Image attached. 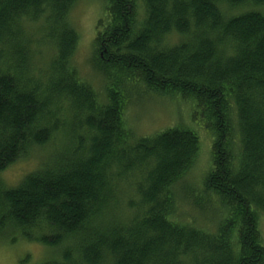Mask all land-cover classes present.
Here are the masks:
<instances>
[{
	"label": "trees",
	"instance_id": "obj_1",
	"mask_svg": "<svg viewBox=\"0 0 264 264\" xmlns=\"http://www.w3.org/2000/svg\"><path fill=\"white\" fill-rule=\"evenodd\" d=\"M100 1L102 94L72 65L80 0H0V175L32 148L62 146L18 186L0 180V233L59 250L42 264H264V0ZM23 22L42 25L46 69ZM172 35L181 42L161 49ZM137 88L199 111L213 136L200 189L186 182L197 133L137 135Z\"/></svg>",
	"mask_w": 264,
	"mask_h": 264
},
{
	"label": "rangeland",
	"instance_id": "obj_2",
	"mask_svg": "<svg viewBox=\"0 0 264 264\" xmlns=\"http://www.w3.org/2000/svg\"><path fill=\"white\" fill-rule=\"evenodd\" d=\"M102 9L103 6L100 0H80L70 16L71 23L80 35L72 65L79 72L80 78L90 83L98 94H102L103 88L100 79H97L94 75L93 44L97 38V26L102 16ZM238 13H242V9L231 11V14H228L232 16ZM41 26L40 24L31 25L23 22L22 37H24V40H31L30 44H26V47L30 50L33 66L46 69L53 53L52 47L45 46L42 42L37 43L40 36L36 34ZM181 40L182 37L178 35L169 36L162 42L161 49L175 47ZM128 89L132 90L131 88ZM133 92V100L128 106L127 118L130 127L135 130L137 135L152 136L175 127L186 128L197 133L200 141V151L192 174L186 182L193 188V191L194 188L200 189L202 179L211 163L213 136L206 127L203 118L199 116V111L181 98L158 97L147 93V91L138 95L139 88L136 91L133 90ZM102 99L104 100L105 97H102ZM59 140V138L56 141L54 139L52 145L44 148L30 149L25 156L21 157L0 175V180L9 188L18 186L26 175L41 168L43 160L50 156L51 152L57 150L58 153L60 151L58 147L61 148L62 146L59 144ZM133 192V190L123 187L121 194L125 197L123 202L128 198H132L134 196ZM177 194L182 196V191H177ZM191 212L197 218H200L202 214L196 207L191 209ZM7 226L9 227L0 233V264H42L59 252V250H54L39 242L28 241L17 231H14L10 225Z\"/></svg>",
	"mask_w": 264,
	"mask_h": 264
}]
</instances>
